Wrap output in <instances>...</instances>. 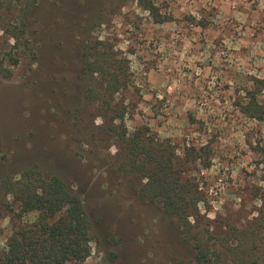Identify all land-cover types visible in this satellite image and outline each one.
<instances>
[{
    "label": "rangeland",
    "instance_id": "rangeland-1",
    "mask_svg": "<svg viewBox=\"0 0 264 264\" xmlns=\"http://www.w3.org/2000/svg\"><path fill=\"white\" fill-rule=\"evenodd\" d=\"M149 1L164 20L138 0H0V175L36 166L79 195L91 251L78 264H199L195 239L213 264H264V223L257 246L241 250L264 194V114L239 110L253 79L264 81V0ZM6 28L19 33L16 49ZM106 50L127 70L112 100L126 109L116 129L145 125L180 159L202 148L181 168L201 195L187 238L143 197L144 179L109 128L105 82L82 60ZM0 201L1 252L36 212L21 214L11 194Z\"/></svg>",
    "mask_w": 264,
    "mask_h": 264
},
{
    "label": "trees",
    "instance_id": "trees-1",
    "mask_svg": "<svg viewBox=\"0 0 264 264\" xmlns=\"http://www.w3.org/2000/svg\"><path fill=\"white\" fill-rule=\"evenodd\" d=\"M138 2L157 22L164 20L159 17L151 1ZM16 26L17 30L25 32L24 26ZM5 30L14 40L11 48L16 49L20 44L19 33L9 28ZM15 54L12 55L9 51L12 64L18 62ZM82 60L88 69L99 72L105 82L100 91V99L105 101L111 113L109 128L123 143L126 166L130 171L140 173L144 179L140 192L149 200L160 201L162 210L176 219L181 233L187 238L193 227L188 217L190 213H197V203L201 195L196 183L182 175L181 168L183 164L200 158L197 152L202 148L196 149L191 145L180 159L174 155L168 140L155 138L145 125H139L132 131H127L125 127L118 131L113 120H122L126 109L122 105L114 107L112 100L116 99L119 88L126 85L127 70L122 68L121 62L111 50L100 52V56L94 60H89L84 53ZM5 70L8 74L9 69ZM263 82L261 79H253L254 86L246 89L245 101L239 108L245 115L256 119H262L264 114V106L258 98V84ZM258 153L261 156L258 162L264 164V146L258 148ZM0 193L3 198L6 194H11L19 202L21 214L36 212L33 223L19 225L7 238L0 252V264H78L89 256V222L84 205L79 195L71 191L60 176L45 175L36 166L25 167L20 172V178L16 180L10 175H0ZM258 200V215L249 222L252 225H247L241 234V238H249V243L242 244L244 246L241 250H249L258 244V238L253 231L260 233V222L264 223V194ZM199 242L195 239L197 261L199 264H213L208 249ZM218 258L219 255L216 256L217 260Z\"/></svg>",
    "mask_w": 264,
    "mask_h": 264
}]
</instances>
